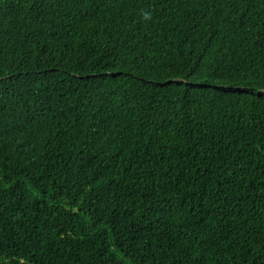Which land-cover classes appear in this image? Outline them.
<instances>
[{"label":"trees","instance_id":"obj_1","mask_svg":"<svg viewBox=\"0 0 264 264\" xmlns=\"http://www.w3.org/2000/svg\"><path fill=\"white\" fill-rule=\"evenodd\" d=\"M0 264H264V0H0Z\"/></svg>","mask_w":264,"mask_h":264},{"label":"water","instance_id":"obj_2","mask_svg":"<svg viewBox=\"0 0 264 264\" xmlns=\"http://www.w3.org/2000/svg\"><path fill=\"white\" fill-rule=\"evenodd\" d=\"M185 82V79H182V78H174V79H172L170 82Z\"/></svg>","mask_w":264,"mask_h":264}]
</instances>
